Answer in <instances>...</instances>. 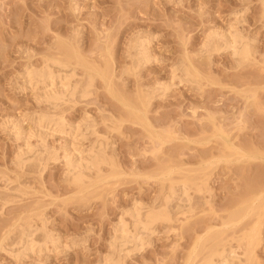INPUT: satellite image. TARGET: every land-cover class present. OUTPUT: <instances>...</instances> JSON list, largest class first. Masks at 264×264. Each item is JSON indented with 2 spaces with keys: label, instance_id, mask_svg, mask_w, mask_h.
<instances>
[{
  "label": "rangeland",
  "instance_id": "1",
  "mask_svg": "<svg viewBox=\"0 0 264 264\" xmlns=\"http://www.w3.org/2000/svg\"><path fill=\"white\" fill-rule=\"evenodd\" d=\"M35 69L70 78L71 95L44 102L23 81ZM66 149L98 163L71 174ZM25 231L36 248L17 258ZM231 250L230 264H264V0H0V264H217Z\"/></svg>",
  "mask_w": 264,
  "mask_h": 264
},
{
  "label": "bare ground",
  "instance_id": "2",
  "mask_svg": "<svg viewBox=\"0 0 264 264\" xmlns=\"http://www.w3.org/2000/svg\"><path fill=\"white\" fill-rule=\"evenodd\" d=\"M230 32H232V30L230 31ZM233 33H235L234 31H233ZM216 34V33H215ZM231 33H229V35L228 36H226L225 34H224V36H223V40H224V44H225V46L227 47V48H225V49H228V48H231V49H233L234 51H235V53H237V55H236V57H243V58H245V57H247L248 55H249V53H248V50L247 49H244V48H242V50H241V44L242 43H240V42H242V40H243V38L242 39H238V36L237 35H239V34H231ZM217 35V34H216ZM219 35V34H218ZM221 36H222V34H220ZM219 35V36H220ZM210 36H212V35H210ZM209 36V37H210ZM240 36V35H239ZM212 38H210V40H211ZM215 38H214V35H213V40H214ZM217 39V38H216ZM221 39V38H220ZM141 40V39H140ZM223 40H222V42H223ZM148 40H146V38H145V41H138V44H137V46L139 47V49H140V55H141V57H143L142 59L143 60H147L148 59V56H146V52H147V50H149V45H148V42H147ZM246 40H244L243 42L244 43H246L245 42ZM218 42H220V40L218 41ZM212 43V42H211ZM239 43H240V46H239ZM223 44V43H222ZM221 44V45H222ZM243 45V44H242ZM211 46V45H210ZM210 46H207V47H210ZM244 46V45H243ZM206 47V48H207ZM237 47H240V49H238ZM222 48H224V46L222 47ZM210 49V48H209ZM208 49V50H209ZM224 49V50H225ZM136 50H137V48H136ZM232 50V51H233ZM235 53H233V55L235 54ZM139 55V54H138ZM235 56V55H234ZM239 59V58H238ZM141 60V59H140ZM149 61V60H148ZM142 63V62H141ZM53 67V66H52ZM47 68V67H46ZM44 70V69H43ZM72 72V71H71ZM71 72H70V75H71ZM59 73V72H58ZM61 74H64V73H61ZM66 75H68L67 73H66ZM73 77V76H72ZM72 77H71V79H72ZM70 79V78H69ZM69 79H68V77L66 76V77H64L63 75H55L53 72H52V70H50V69H46L45 71H36V69L35 70H32V71H30L29 70V72L28 71H26L25 73H24V78H23V81H24V83L25 84H28V85H32V84H35L36 86H42V87H44V91H43V93H41V95H40V98L41 99H43L44 100V102H58V101H60V100H62L64 97L66 98V96H68L69 94L71 95V91L70 90H72V87H71V85H70V83H69ZM71 81V80H70ZM56 83H58L59 85H58V87H56L55 86V84ZM70 86H69V85ZM34 85V86H35ZM74 86V85H73ZM166 89V88H165ZM41 91V90H40ZM71 92V93H70ZM69 95V96H70ZM74 95V94H73ZM39 96V95H38ZM67 99V98H66ZM49 117V116H48ZM39 119V118H38ZM51 118H49V120H50ZM46 119H39L38 120V122L40 123V125H46L45 127H47V128H49V126H51V128L53 127H55V126H53V124L55 125V123L54 122H56V121H49V122H47V120L45 121ZM56 120V119H55ZM58 121V120H57ZM39 125V126H40ZM66 124H65V121L63 120V119H61L60 121H58V122H56V127H58L59 128V130L61 131V133L63 132V133H65V132H67V128L70 126V125H68L67 126V128H66ZM78 126V125H77ZM55 127V128H56ZM73 127V126H72ZM72 127H69V130H70V132H73L74 134H79L80 132H79V130L80 129H78V127L77 128H72ZM14 129H16V131H17V133H19V132H21V129L20 128H18L17 127V125H15L14 124V127H13ZM39 128V127H38ZM41 128H43V127H41ZM41 128H39V129H41ZM57 129V128H56ZM55 129V130H56ZM74 129H76V130H74ZM48 130V129H47ZM40 131V132H39ZM44 131V129L42 130H38V133L40 134V137H41V139H42V137H43V135L45 134H48V133H45V131ZM50 131V130H49ZM56 132V131H55ZM37 133V134H38ZM73 134V135H74ZM22 135V134H21ZM21 135H19V134H17L16 136H17V140L19 141V139H21L22 140V137H24V136H21ZM38 136V135H37ZM77 136V135H76ZM25 138V137H24ZM20 140V141H21ZM27 140V139H26ZM25 140V141H26ZM23 141V140H22ZM28 141V140H27ZM24 142V141H23ZM28 142H26V145H27V147H28V144H27ZM25 146V145H24ZM25 148V147H24ZM27 149H29V148H27ZM26 150V149H25ZM23 151V150H22ZM27 151L28 150H26V153H27ZM24 152V151H23ZM23 152H22V154H23ZM69 152V153H68ZM73 152H75V151H73ZM20 153V152H19ZM25 153V154H26ZM65 153L67 154L66 156H65V163H67V166H68V168L71 170L70 171V173L71 174H73V172H75V173H77V169L79 170V169H91L92 170V168H95V166H96V163H98V160H97V162H96V157L98 156H96L95 158H94V155L92 156V157H87V158H85V157H83V155H82V153H75V155L73 154H70V151H68V149H66L65 150ZM71 153H72V151H71ZM94 152H92V154H93ZM21 154V155H22ZM91 154V153H90ZM21 155H18V156H21ZM96 155V154H95ZM23 156H24V154H23ZM22 156V157H23ZM85 156V155H84ZM90 156V155H89ZM98 158V157H97ZM20 158H19V162H20ZM22 161H25V160H22ZM28 162V161H27ZM26 162V163H27ZM98 168V167H97ZM99 168H100V166H99ZM82 171V170H81ZM85 171V170H84ZM84 171H82V172H80V174L81 173H83ZM78 174V173H77ZM84 174V173H83ZM79 177V176H78ZM179 187H180V185H179ZM180 189V188H179ZM187 187L185 186V185H183V187L181 188V196L182 197H185L186 199H188L189 198V194H187ZM189 190V189H188ZM176 195H177V193H176ZM173 196V195H172ZM174 197H175V195H174ZM182 197L180 198V202H181V199H182ZM169 200H166V204L168 203L169 204V202H168ZM170 201H171V199H170ZM186 203V202H185ZM187 203H188V200H187ZM167 207V206H166ZM163 208V207H162ZM168 209V208H167ZM135 212H137V209L135 210ZM134 212V213H135ZM132 214V213H131ZM130 214V215H131ZM146 215H147V213H146ZM132 216V218H134V222L136 223V222H138V217H140V216H138L137 215V218H136V216H135V214L133 215H131ZM145 217V216H144ZM141 218V217H140ZM139 218V219H140ZM148 218H150V221H153L156 217H151V216H148ZM147 218V219H148ZM157 219V218H156ZM142 223V221H139L138 223ZM144 222V221H143ZM122 223H124V222H122ZM134 223V225H136V229H135V231H137V230H139V227H141L142 228V226H138V223H136L135 224ZM120 224V223H119ZM144 225H145V222H144ZM146 227V226H145ZM145 227L143 228V229H141V230H144L145 229ZM147 227H150L149 225L147 226ZM135 228V227H134ZM148 229V231H149V228H147ZM139 232V231H138ZM137 232V233H138ZM25 234H24V237H22L23 239H21V244H22V250L21 249H19V252H16L15 253V251H13L14 253H15V257L17 256V258H24V256H26V255H28L29 253H31L33 250H34V248H36V247H34V244H33V241H35V240H33V238H32V240L33 241H31L30 240V236L28 235L27 236V234H26V231L24 232ZM117 234H118V236L116 237L115 236V238H116V240L117 241H119V242H122V244L124 243V245L127 243H129V245L130 246H132L133 247V245L132 244H134V247H136L137 246V244H139L138 243V241H139V236H138V238H137V235L135 236H129L128 235V231L127 230H125V225H123V224H121L120 226H118V231L116 232ZM145 233H146V231H145ZM139 234V233H138ZM33 237V236H32ZM49 238V237H48ZM47 238V239H48ZM141 238V237H140ZM115 240V241H116ZM51 241V240H50ZM116 241V242H117ZM36 242V241H35ZM53 243H54V241L51 243L52 244V246H53ZM142 243V242H141ZM140 243V245H142ZM35 244H37V243H35ZM119 244V243H118ZM121 244V243H120ZM121 244V245H122ZM38 246V245H37ZM139 246V245H138ZM20 247V246H19ZM18 247V248H19ZM54 247H55V244H54ZM124 247H126V246H124ZM132 248V249H134L135 250V248ZM21 248V247H20ZM126 248H128V247H126ZM131 248V247H130ZM138 248V247H137ZM136 248V249H137ZM141 248V247H140ZM124 249V248H123ZM122 249V250H123ZM242 249V248H241ZM232 251V250H231ZM230 251V252H231ZM227 252V251H226ZM237 252V251H236ZM26 258V257H25ZM118 259V258H117ZM119 260H121V259H119ZM235 260H239V261H241L242 259H239V257L237 258V256H236V254H235V252H234V250L231 252V253H228V254H226V253H222V254H220L219 255V262L217 263V264H230V263H232V261L234 262ZM113 261V260H112ZM117 260H114V262H116ZM109 262V264H110V262L111 261H108ZM117 263V262H116ZM115 263V264H116ZM118 263H119V261H118ZM112 264V263H111ZM206 264H216L214 261H209L208 263H206ZM239 264V263H238Z\"/></svg>",
  "mask_w": 264,
  "mask_h": 264
}]
</instances>
